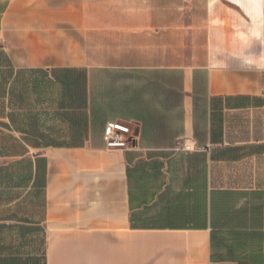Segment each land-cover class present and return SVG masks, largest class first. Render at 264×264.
Instances as JSON below:
<instances>
[{"label":"crops","instance_id":"0c3cea01","mask_svg":"<svg viewBox=\"0 0 264 264\" xmlns=\"http://www.w3.org/2000/svg\"><path fill=\"white\" fill-rule=\"evenodd\" d=\"M0 264H264V0H0Z\"/></svg>","mask_w":264,"mask_h":264},{"label":"built area","instance_id":"2783aa9c","mask_svg":"<svg viewBox=\"0 0 264 264\" xmlns=\"http://www.w3.org/2000/svg\"><path fill=\"white\" fill-rule=\"evenodd\" d=\"M132 133L128 131V127L115 121L106 123L104 130V140L108 147L129 148L131 147Z\"/></svg>","mask_w":264,"mask_h":264},{"label":"trees","instance_id":"16d2710c","mask_svg":"<svg viewBox=\"0 0 264 264\" xmlns=\"http://www.w3.org/2000/svg\"><path fill=\"white\" fill-rule=\"evenodd\" d=\"M45 167H46V160L44 157H39L37 159V180L36 186L38 188L43 187L45 184Z\"/></svg>","mask_w":264,"mask_h":264}]
</instances>
